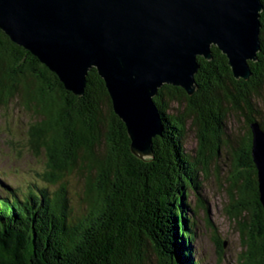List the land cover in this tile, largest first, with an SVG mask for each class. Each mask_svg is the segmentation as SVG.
Segmentation results:
<instances>
[{"label": "trees", "instance_id": "trees-1", "mask_svg": "<svg viewBox=\"0 0 264 264\" xmlns=\"http://www.w3.org/2000/svg\"><path fill=\"white\" fill-rule=\"evenodd\" d=\"M260 20L261 51L250 62L249 79L235 78L227 56L214 46L213 59L199 57L193 95L170 84L159 89L154 99L164 135L153 138V155L145 159L132 153L126 125L97 68L89 70L84 94L77 96L0 28V102L21 96L40 115L30 142L48 157L39 181L0 192V264H197L189 193H199V170L208 171L220 146L232 142L221 136L225 104L244 112L249 125L245 138L230 147V192L238 198L231 214L254 211L245 263L264 264V208L250 128L256 119L264 130V118L254 116L255 103L264 101V10ZM171 103L183 109L168 113ZM189 121L198 139L194 154L185 149ZM105 134L106 153L99 148ZM74 171L83 175V207L76 213L66 187Z\"/></svg>", "mask_w": 264, "mask_h": 264}, {"label": "water", "instance_id": "water-1", "mask_svg": "<svg viewBox=\"0 0 264 264\" xmlns=\"http://www.w3.org/2000/svg\"><path fill=\"white\" fill-rule=\"evenodd\" d=\"M263 10L262 0H0V28L77 96L97 68L132 153L145 159L164 135L154 99L164 84L193 95L199 57L213 59L214 46L235 78L253 75ZM250 127L264 208V130Z\"/></svg>", "mask_w": 264, "mask_h": 264}, {"label": "rangeland", "instance_id": "rangeland-1", "mask_svg": "<svg viewBox=\"0 0 264 264\" xmlns=\"http://www.w3.org/2000/svg\"><path fill=\"white\" fill-rule=\"evenodd\" d=\"M255 104L259 112L254 116L259 118L261 115L264 118V101L259 99ZM170 106L168 113L183 109V106L176 103H171ZM31 108L25 106L21 96L0 102V192H5L8 186L27 188L30 182L39 181L41 178L38 173L47 168L48 157L45 149L36 151L30 142L31 126L40 119V115ZM225 109L227 115L225 127H222L224 131H221L222 138L228 135L227 139L233 143L237 139L243 140L249 128L247 116L226 104ZM187 124L185 149L194 154L198 139L195 128L190 125L192 122ZM232 142L220 146V154L211 163L208 171L199 170L201 197L195 189L189 193L196 222L197 238L192 247L197 264H246L247 261V241L255 224L254 211L243 210L239 218L231 214L238 206L236 191L230 192L232 169L235 166ZM101 143L100 151L106 153V134L101 136ZM82 176L74 171L66 177L67 197L75 213L83 207L79 198L82 193ZM54 188L56 187L52 189ZM151 255L155 259V255Z\"/></svg>", "mask_w": 264, "mask_h": 264}, {"label": "flooded vegetation", "instance_id": "flooded-vegetation-1", "mask_svg": "<svg viewBox=\"0 0 264 264\" xmlns=\"http://www.w3.org/2000/svg\"><path fill=\"white\" fill-rule=\"evenodd\" d=\"M243 168H244V170H243V171H244V172H246V171H247V170L245 169V168H246V166H245V167H243ZM247 174H248V172H247Z\"/></svg>", "mask_w": 264, "mask_h": 264}, {"label": "bare ground", "instance_id": "bare-ground-1", "mask_svg": "<svg viewBox=\"0 0 264 264\" xmlns=\"http://www.w3.org/2000/svg\"><path fill=\"white\" fill-rule=\"evenodd\" d=\"M163 124H164V122H163Z\"/></svg>", "mask_w": 264, "mask_h": 264}]
</instances>
